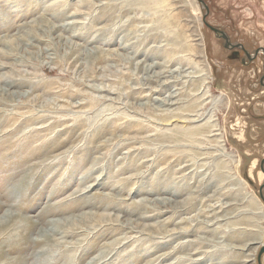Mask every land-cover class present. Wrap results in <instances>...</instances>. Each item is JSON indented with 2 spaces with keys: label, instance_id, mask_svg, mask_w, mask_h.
Instances as JSON below:
<instances>
[{
  "label": "rangeland",
  "instance_id": "374dc122",
  "mask_svg": "<svg viewBox=\"0 0 264 264\" xmlns=\"http://www.w3.org/2000/svg\"><path fill=\"white\" fill-rule=\"evenodd\" d=\"M195 1L0 0L17 92L0 96V264H169L187 247L155 259L187 240H264V54L245 65ZM204 2L231 42L264 48V0ZM56 222L75 233L45 236Z\"/></svg>",
  "mask_w": 264,
  "mask_h": 264
},
{
  "label": "bare ground",
  "instance_id": "6f19581e",
  "mask_svg": "<svg viewBox=\"0 0 264 264\" xmlns=\"http://www.w3.org/2000/svg\"><path fill=\"white\" fill-rule=\"evenodd\" d=\"M156 2V1H155ZM191 4H192V6L194 7L193 9H195V10H198L199 9V7H198V4L196 3V1L195 0H191ZM64 11V10H63ZM59 13V12H58ZM62 13V12H61ZM158 13V12H157ZM194 14V13H193ZM153 15V14H152ZM152 17V16H151ZM85 23V22H84ZM68 25V24H67ZM71 25V24H70ZM112 29V28H111ZM193 30V29H192ZM156 31V30H155ZM166 34V33H165ZM169 35V34H168ZM199 36H200V34H198ZM94 36V35H93ZM194 36V35H193ZM196 37V36H195ZM194 37V38H195ZM99 38V37H98ZM197 38V37H196ZM200 41V45H201V43H202V38L200 37V38H198ZM197 39V40H198ZM122 40V39H121ZM197 45V44H196ZM200 48V47H199ZM197 50V49H196ZM195 50V51H196ZM194 51V52H195ZM191 53H193V52H191ZM196 53H199V51H197ZM200 53H201V50H200ZM203 54V53H202ZM192 55V54H191ZM197 55V54H196ZM88 56V55H87ZM190 56V55H189ZM202 57V56H201ZM200 57V58H201ZM98 59V58H97ZM202 59V58H201ZM96 60V59H95ZM202 61V60H201ZM200 61V62H201ZM203 62V61H202ZM156 64H158L157 62H156ZM154 68H155V64H149V69L151 70V71H153L154 70ZM163 68V67H162ZM148 70V69H147ZM143 71V70H142ZM162 71L163 70H160V71H156V70H154L153 71V75L154 76H159L161 73H162ZM151 73V72H150ZM199 73H200V71H199ZM204 76H205V74H204ZM147 76H145V78H146ZM150 77V76H149ZM194 77H196V76H194ZM201 77V76H200ZM154 78V77H153ZM207 78V77H206ZM7 78H5V80H6ZM20 79V78H19ZM0 80V96L2 97V98H4V97H6V96H9V95H13L14 96V94L15 93H17V92H15V91H11L10 89L12 88V87H14L16 84V81L14 80V79H11V80ZM24 81H25V79H23ZM35 80V79H34ZM22 81V80H21ZM20 81V82H21ZM37 81V80H36ZM148 81V80H147ZM208 83H210V82H208ZM17 84H18V81H17ZM18 91V90H17ZM20 95H27V92L25 93V92H21V93H19ZM19 95V96H20ZM7 98V97H6ZM97 98V97H96ZM1 100V99H0ZM138 103V102H137ZM9 114V113H8ZM190 114V113H189ZM10 115V114H9ZM191 115V114H190ZM113 116V115H112ZM11 117V116H10ZM6 118V117H5ZM191 121V120H190ZM193 121H195V119L193 120ZM6 123V122H5ZM237 123V122H236ZM214 126V125H213ZM209 127V126H208ZM212 127V126H211ZM210 128V127H209ZM166 146V145H165ZM90 147V146H89ZM256 159H254L253 161H255ZM255 166V165H254ZM254 166H252V168L254 167ZM227 173V172H226ZM232 174V173H231ZM235 174V173H234ZM256 176H259L258 178H259V180H263L264 179V173H262V172H258V174L257 175H254V172H251V177L252 178H257ZM233 177V176H232ZM220 179V178H219ZM225 179V178H224ZM230 179V178H229ZM260 181V182H261ZM227 182V181H226ZM173 183H175V182H173ZM177 184H175L174 186L173 185H169L170 187H169V189L167 188H164V189H162V191H167L168 193H171V194H173V195H176L177 193H180L179 192V190H180V188L178 187V186H176ZM93 187V186H92ZM225 188V187H224ZM234 188V187H233ZM227 189V188H226ZM185 190V189H184ZM225 190V189H224ZM86 192H88V190H86ZM182 192V191H181ZM226 192V191H225ZM222 193H224V192H222ZM218 193H216L215 194V192H214V194H212V195H209L207 198H208V200L210 201V200H212V199H215V197H216V195H217ZM228 194V193H227ZM179 195V194H178ZM220 195V194H219ZM226 195V194H225ZM222 196H224V194L222 195ZM231 196V195H230ZM106 197V196H105ZM221 197V196H220ZM166 199H169V200H172V199H170V198H166ZM148 200V199H147ZM213 201V200H212ZM163 202V204L165 203V200L164 201H162ZM181 203V202H180ZM160 204H162V203H160ZM175 204V203H174ZM230 204V203H229ZM176 205V204H175ZM183 205V204H182ZM184 205H186V204H184ZM178 206V205H177ZM182 208V207H181ZM211 209V208H210ZM213 211V210H212ZM161 212V211H160ZM209 212V211H208ZM219 213H221V212H216L215 211V214H214V216L213 217H211V216H209V217H211L210 218V220L208 221V222H205V223H210V224H208L210 227L209 228H211V231H210V229L208 228V229H206L205 230V232H213V233H215L216 231H212V228H214V227H212V226H215L216 224H219L220 223V221H223V220H225L226 219V216H224L223 214H219ZM256 214V213H255ZM259 214V213H258ZM90 215V214H89ZM13 216V213L12 212H10V213H8V214H6L5 216H4V220L5 221H7L8 219H10L11 217ZM38 216V215H37ZM50 216V215H49ZM260 217V216H259ZM2 218V217H1ZM204 218H205V216H204ZM13 219V218H12ZM73 219V218H72ZM57 220V219H56ZM64 220H66V219H64ZM106 220V219H105ZM59 221V220H58ZM70 221V220H69ZM124 221V220H123ZM130 221H132V219L130 220ZM130 221H128V222H130ZM135 221V220H134ZM200 221H205V220H200ZM64 221H62V224H65V223H63ZM66 222V221H65ZM2 223V222H1ZM13 223H15V222H13ZM17 223V222H16ZM57 224H55V228L54 227H52V229H51V234H49V233H47V232H50L49 230L48 231H46V234H45V236H47V237H51V235L52 234H55L57 231V233H60V235H61V233L64 235V236H68V235H72V234H74L75 233V229H70V228H64V227H60L61 226V222H56ZM138 224V223H137ZM1 225H3V224H1ZM124 225V224H123ZM22 226V225H21ZM67 226V225H66ZM65 226V227H66ZM100 226V225H99ZM248 226H250V225H247L244 229L247 231L248 229H250V228H248ZM46 227V226H45ZM130 227V226H129ZM164 227V226H163ZM136 228V227H135ZM14 229V228H13ZM60 229H62V230H60ZM137 230V229H136ZM251 230V229H250ZM12 231V230H11ZM185 231V230H184ZM204 231V230H203ZM237 232H239V230L237 231ZM237 232H233V231H231L229 234H228V236H230V234L232 235V236H236L234 233H237ZM245 232V231H244ZM244 232H239V234H244ZM250 233H252L251 231H249ZM179 233H181V231H174V232H170L169 234H167V233H165L163 236H170L169 237V239H173V237L175 236H178L179 235ZM248 233V231L245 233V234H247ZM2 234V233H1ZM43 235H44V233H43ZM62 235V236H63ZM56 236V235H55ZM162 236V237H163ZM181 236V235H180ZM46 237V238H47ZM222 237V236H221ZM34 238V237H33ZM202 239H206V237H204V236H202L201 237ZM218 238H220V237H217V239ZM188 242L186 243V241H185V243H181V245H179V247L180 246H182V247H180V248H173L171 251H169V252H165V253H163V254H161V255H159V256H157L156 257V261H158V262H163L164 260H166L167 258H169V257H171L172 255L174 256V254L176 253H179L180 252V250H181V248H183V247H187V252L184 254V255H182V254H180V255H178V256H174L175 257V261H172V262H170L169 264H187L186 262H190V263H188V264H222L223 263V261H225L224 260V258L222 259V255H227V257H231V258H229L228 259V261H227V263L226 264H255V261H256V256H258V249H260L261 248V246H263L264 245V240H260V241H248V243L247 244H245V246H243V247H239V246H235V245H230L229 247H227V248H221V249H212V250H208V251H204V250H199L198 248H192V249H188V247L189 246H195V245H193L192 244V242L194 241V240H187ZM199 241V240H198ZM214 241V240H213ZM197 242V241H196ZM203 242V241H202ZM223 241H221L220 243H222ZM201 243V242H200ZM203 243H205V242H203ZM225 243V242H224ZM76 244V243H75ZM255 244H257V247L255 246L254 248H253V245H255ZM225 246H227V245H225ZM224 245H223V247H225ZM178 247V246H177ZM202 248V247H201ZM28 250V249H27ZM253 251V252H252ZM246 252H248V253H246ZM32 253V252H31ZM42 254V253H41ZM46 254V253H45ZM144 254V253H143ZM142 254V255H143ZM34 255H35V253H34ZM141 255V256H142ZM172 256V257H173ZM196 256H199V257H196ZM253 256L255 257V261L253 262ZM52 257H54V256H52ZM162 257V258H161ZM226 257V258H227ZM50 258H51V256H50ZM102 257L100 256V258H95L92 262H91V264H96L98 261H100V260H102L101 259ZM108 258V257H107ZM243 258V259H242ZM222 259V260H221ZM234 260L236 261V262H234ZM168 261H170L169 259H168ZM32 262V261H31ZM52 262V261H51ZM167 262V261H166ZM232 262V263H231ZM34 263V262H33ZM99 263V262H98ZM154 262H149L148 264H153Z\"/></svg>",
  "mask_w": 264,
  "mask_h": 264
},
{
  "label": "water",
  "instance_id": "95a60500",
  "mask_svg": "<svg viewBox=\"0 0 264 264\" xmlns=\"http://www.w3.org/2000/svg\"><path fill=\"white\" fill-rule=\"evenodd\" d=\"M200 3L203 4V6L205 7V15L203 17V22L212 30L214 31V33L216 34L217 37L223 39L225 41V47L230 48V49H234V48H240L242 49L247 58L249 59V61H252L260 52L264 53V48L263 47H259L258 49H256L253 53H250L247 49L244 48V46L242 44H238V43H233L230 40V37L227 35V33L225 31H222L214 26H212L208 21H207V14L209 13V7L208 5L204 2V0H198ZM261 83L262 85H264V75L261 78ZM261 169L264 172V158L261 160ZM259 196L260 198H262V200L264 201V184H262L259 188ZM264 253V245L260 248L259 253H258V260L259 263L261 264V257Z\"/></svg>",
  "mask_w": 264,
  "mask_h": 264
},
{
  "label": "flooded vegetation",
  "instance_id": "af4514ba",
  "mask_svg": "<svg viewBox=\"0 0 264 264\" xmlns=\"http://www.w3.org/2000/svg\"><path fill=\"white\" fill-rule=\"evenodd\" d=\"M234 51H235V56H241L243 55L245 52L242 50V49H238V48H234ZM264 54V53H263ZM259 55H257L252 61H249V59H243L242 62L246 65V64H249V63H252L253 61H255L257 58H258ZM242 59V57H241ZM263 70H264V67H263Z\"/></svg>",
  "mask_w": 264,
  "mask_h": 264
}]
</instances>
